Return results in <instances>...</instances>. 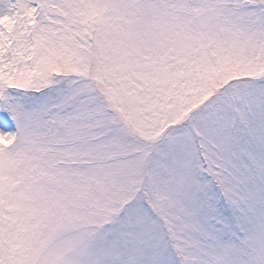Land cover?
Returning a JSON list of instances; mask_svg holds the SVG:
<instances>
[{
    "label": "snow or ice",
    "instance_id": "obj_1",
    "mask_svg": "<svg viewBox=\"0 0 264 264\" xmlns=\"http://www.w3.org/2000/svg\"><path fill=\"white\" fill-rule=\"evenodd\" d=\"M0 264H264V0H0Z\"/></svg>",
    "mask_w": 264,
    "mask_h": 264
}]
</instances>
